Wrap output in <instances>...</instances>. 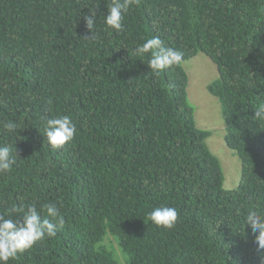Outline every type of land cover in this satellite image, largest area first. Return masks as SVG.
Returning <instances> with one entry per match:
<instances>
[{"label":"trees","instance_id":"trees-1","mask_svg":"<svg viewBox=\"0 0 264 264\" xmlns=\"http://www.w3.org/2000/svg\"><path fill=\"white\" fill-rule=\"evenodd\" d=\"M112 3L0 0V145L17 149L0 215L55 203L65 219L9 264H264L246 225L264 210V0H137L121 32L104 22ZM153 36L184 54L180 65L157 74L136 54ZM199 52L219 71L209 91L241 161L234 189L188 97L183 62ZM62 115L77 133L54 149L44 127ZM160 205L177 209L174 228L149 220Z\"/></svg>","mask_w":264,"mask_h":264},{"label":"clouds","instance_id":"clouds-1","mask_svg":"<svg viewBox=\"0 0 264 264\" xmlns=\"http://www.w3.org/2000/svg\"><path fill=\"white\" fill-rule=\"evenodd\" d=\"M137 0H113L104 15L105 24L117 32L124 30V16L130 6ZM86 25L91 32L96 23L95 12L86 16ZM91 38V37H90ZM138 56L150 54L148 65L151 70L159 74L160 71L178 66L183 60V53L164 44L158 36H153L139 44L135 48ZM264 116V105L255 109V117ZM4 129L9 133L15 132L18 125L14 121L3 124ZM77 133L76 125L70 115H62L47 119L44 127V134L47 141L54 149L60 148L71 142ZM17 149L7 144L0 145V174L8 173L16 163ZM45 213L42 217L41 212ZM19 215L20 219L12 218ZM149 220L164 229H172L178 223V211L175 207L160 205L154 207L148 213ZM65 225L61 209L55 203L44 204L40 209L35 203L25 205L23 203L13 205L7 216L0 215V264H9L19 254L33 248L38 242L47 238H54L57 232ZM246 225H250L258 235L256 240L258 247L264 249V210L249 209L246 215Z\"/></svg>","mask_w":264,"mask_h":264},{"label":"rangeland","instance_id":"rangeland-1","mask_svg":"<svg viewBox=\"0 0 264 264\" xmlns=\"http://www.w3.org/2000/svg\"><path fill=\"white\" fill-rule=\"evenodd\" d=\"M183 66L188 74V97L195 108L197 126L212 132L207 142L221 160L224 188L234 189L241 181V161L236 152L234 154L226 145L222 106L219 99L209 91V85L219 78L218 68L203 52L185 60Z\"/></svg>","mask_w":264,"mask_h":264}]
</instances>
